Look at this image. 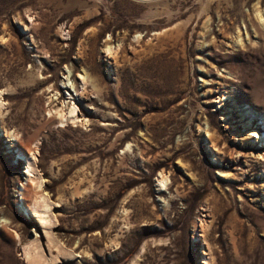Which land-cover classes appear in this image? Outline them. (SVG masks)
Here are the masks:
<instances>
[{
	"label": "rangeland",
	"instance_id": "374dc122",
	"mask_svg": "<svg viewBox=\"0 0 264 264\" xmlns=\"http://www.w3.org/2000/svg\"><path fill=\"white\" fill-rule=\"evenodd\" d=\"M253 131L264 0H0V264H264Z\"/></svg>",
	"mask_w": 264,
	"mask_h": 264
},
{
	"label": "bare ground",
	"instance_id": "6f19581e",
	"mask_svg": "<svg viewBox=\"0 0 264 264\" xmlns=\"http://www.w3.org/2000/svg\"><path fill=\"white\" fill-rule=\"evenodd\" d=\"M109 45H111V44H109ZM106 49H107V51H105V53L106 52L111 53L110 46L108 48L106 47ZM108 56H110V55H108ZM78 78L80 79V81L83 85L86 84V77L84 75L78 74ZM1 105H2V103H1ZM76 110H78V108H77L75 102H72V105L70 106V109L68 111L70 117H73V115L76 114ZM248 114L251 115L252 118L255 116V114L253 112H249ZM65 115H66V113L63 112L62 108H57L55 110V115H53V116L59 122H63V118L64 117L66 118L68 116V114H67V116H65ZM65 120H64V122H66ZM71 120H73V118ZM254 136L256 138H259L258 140L262 143L261 146H264V135L262 138V137H260V135L257 131H253L252 137H254ZM15 140H17V139H15ZM17 150H18V154L22 158L23 157L28 158V154L32 153L31 152L32 151L31 144L24 145L19 141H18V149ZM259 157H260V159L264 158V154H260ZM32 168L33 167L31 166V164H29V172H32ZM223 174H224V177H230L229 172L224 171ZM167 181H168V178H165V176L161 177V179H160L161 186L164 187L166 185ZM42 182H43V180H42ZM40 187H42L41 186V180L39 181L38 177L36 178V180L33 178H30V180L26 183V185H22V190H21L22 205L25 208H29L35 214H37L39 219L42 222H44V224L45 223L50 224V223H52L53 218L48 214V211H49L48 210V208H49L48 199L43 194L40 193V191H39ZM58 245L56 244L53 247H57L59 249L60 253L64 252V251H62V249H60V247ZM24 252H25L26 258L28 259L29 263H31V264H50V262H49L50 259L46 258V256L40 251L38 245H35V244L28 245V246L24 247ZM52 259L50 261H52Z\"/></svg>",
	"mask_w": 264,
	"mask_h": 264
}]
</instances>
